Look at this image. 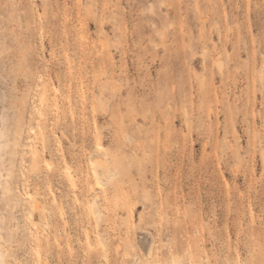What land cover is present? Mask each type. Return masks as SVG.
Segmentation results:
<instances>
[{
    "label": "rangeland",
    "instance_id": "1",
    "mask_svg": "<svg viewBox=\"0 0 264 264\" xmlns=\"http://www.w3.org/2000/svg\"><path fill=\"white\" fill-rule=\"evenodd\" d=\"M136 259L264 264V0H0V264Z\"/></svg>",
    "mask_w": 264,
    "mask_h": 264
},
{
    "label": "bare ground",
    "instance_id": "2",
    "mask_svg": "<svg viewBox=\"0 0 264 264\" xmlns=\"http://www.w3.org/2000/svg\"><path fill=\"white\" fill-rule=\"evenodd\" d=\"M39 102L40 103H38V105L41 104V100H39ZM29 139H31V135L29 136ZM29 139H27L28 141L26 142V146H28L29 143H30ZM102 158L103 157L100 154L99 155H94L93 157H91V162H92V170L94 172V175L96 176V178H97V180L99 182L103 183L105 180L106 181H110L114 176L113 175L108 176L109 172H111L113 170V168L111 170H110V168L108 169V166H106L105 161ZM111 167H113V166H111ZM114 170H115V168H114ZM10 188H11V185H10ZM39 190H40V188H37V196H36L37 201H39L41 203L42 209L46 210V207L43 205V200L41 198L42 194L40 193ZM99 197L100 196L96 195L95 197H93L89 201L88 204L92 205L93 207H95V205L97 203V199ZM96 212H97V215L99 217H101V211L97 210ZM134 218H135V214H134V211H132L131 212V222L135 224L136 221H134ZM132 223H131L130 229L128 231L129 233L133 229ZM142 230H140V231H142ZM141 237H142V239L139 240L138 245L140 246V249L143 252V254H145L146 257L152 259L154 257V255H155V248H156L155 247V239L157 237L155 238V236L153 234H151V233H146L144 236H141ZM136 263L137 264L140 263L139 259H136ZM174 264H182V263L179 260H176L174 262Z\"/></svg>",
    "mask_w": 264,
    "mask_h": 264
}]
</instances>
